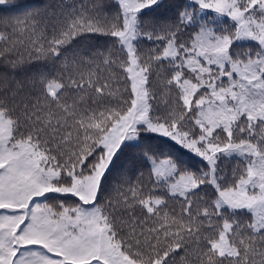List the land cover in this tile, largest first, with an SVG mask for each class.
Wrapping results in <instances>:
<instances>
[{
	"label": "snow or ice",
	"instance_id": "6c2138e0",
	"mask_svg": "<svg viewBox=\"0 0 264 264\" xmlns=\"http://www.w3.org/2000/svg\"><path fill=\"white\" fill-rule=\"evenodd\" d=\"M0 264H264V0H0Z\"/></svg>",
	"mask_w": 264,
	"mask_h": 264
}]
</instances>
